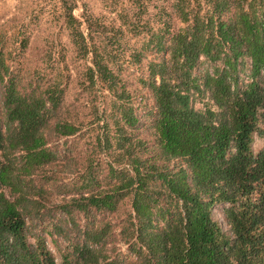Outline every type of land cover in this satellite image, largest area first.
<instances>
[{"label":"trees","instance_id":"obj_1","mask_svg":"<svg viewBox=\"0 0 264 264\" xmlns=\"http://www.w3.org/2000/svg\"><path fill=\"white\" fill-rule=\"evenodd\" d=\"M81 1L0 24V264H264V0Z\"/></svg>","mask_w":264,"mask_h":264},{"label":"rangeland","instance_id":"obj_2","mask_svg":"<svg viewBox=\"0 0 264 264\" xmlns=\"http://www.w3.org/2000/svg\"><path fill=\"white\" fill-rule=\"evenodd\" d=\"M38 1L40 0H0V24H10V26H14L11 28L13 30L16 28L21 20H24L25 22L28 21L29 15L31 11L37 10L35 6L37 5ZM106 0H82L80 2V7L75 11V14L80 15L82 11V4L83 2H87L92 11L97 14L99 17L104 19L107 23L116 26L117 25V19H116V12L111 10L110 7H107L105 4ZM129 0H121L120 3L124 6L127 5ZM25 7L28 8L27 11L25 10ZM29 10V11H28ZM32 14V12H31ZM12 23H11V22ZM41 27L34 25L31 28V38L28 48L26 49V52L22 58V66L24 70H32L33 68H36V66L41 65V53L43 52V49L46 48L47 45V36L46 31H42L40 29ZM52 28V27H51ZM58 29V26L53 27V30ZM61 43H64L67 41L66 37H63ZM131 41L130 43H132ZM71 98V96L69 97ZM262 145V141L259 138H255L253 142V149L254 151H258ZM73 175L67 174L63 175V177L71 178ZM226 206L221 205H215L213 207V213L215 219L220 223L223 230L227 231V224L225 221V217L223 215V209ZM47 239V245L52 251V253L58 257L59 251L56 247V244L52 240V238L48 235H46Z\"/></svg>","mask_w":264,"mask_h":264},{"label":"clouds","instance_id":"obj_3","mask_svg":"<svg viewBox=\"0 0 264 264\" xmlns=\"http://www.w3.org/2000/svg\"><path fill=\"white\" fill-rule=\"evenodd\" d=\"M219 205H221V206L223 205V206H226V207H227V204H219ZM226 207H225V208H226ZM223 215H224V214H223Z\"/></svg>","mask_w":264,"mask_h":264}]
</instances>
